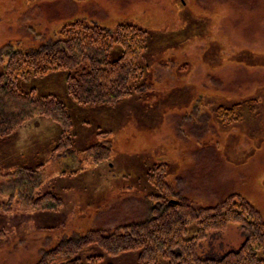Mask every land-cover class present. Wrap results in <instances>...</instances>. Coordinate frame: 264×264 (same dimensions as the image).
<instances>
[{
    "label": "rangeland",
    "instance_id": "rangeland-1",
    "mask_svg": "<svg viewBox=\"0 0 264 264\" xmlns=\"http://www.w3.org/2000/svg\"><path fill=\"white\" fill-rule=\"evenodd\" d=\"M77 21L144 31L141 65L150 89L116 107L86 109L67 95V72L16 82L20 94L52 96L65 106L76 152L109 144L107 160L80 163L53 153L59 127L17 102L0 78L2 111L25 119L0 141V204L7 205L0 264H38L64 241L145 221L158 194L147 178L155 166H164L176 198L195 208L237 195L264 220V0H0V76L2 54L50 47ZM120 56L114 48L109 59ZM234 105L237 120L218 117ZM46 194L58 201L29 203ZM197 229L190 226L186 238ZM244 240L229 225L208 234L197 255L216 260ZM92 256L102 257L97 264H137L139 253L110 257L95 249Z\"/></svg>",
    "mask_w": 264,
    "mask_h": 264
},
{
    "label": "trees",
    "instance_id": "trees-1",
    "mask_svg": "<svg viewBox=\"0 0 264 264\" xmlns=\"http://www.w3.org/2000/svg\"><path fill=\"white\" fill-rule=\"evenodd\" d=\"M114 48L121 50V56L111 61L109 54ZM146 50V33L133 25L122 23L111 31L77 21L65 25L57 35V42L50 47L30 53L10 50L2 54L1 60L5 58L7 63L0 78L6 80V89L17 102L30 105L33 113L59 127L61 132L53 153L78 158L80 163L103 162L110 156L108 143L76 152L70 133L72 123L65 106L52 96L37 97L33 91L20 94L16 82L64 71L67 72V95L78 106L116 107L148 93L150 86L144 81L141 65ZM238 109V105L220 108L217 114L223 120L233 121L238 119ZM9 114L2 111L0 103V141L6 140L25 120ZM147 178L158 194L150 197L154 204L145 221L64 241L44 253L38 264H97L102 257L92 256L95 249L110 257L138 252L137 264H264V220L248 202L233 195L217 207L195 208L191 200L176 198L166 182L164 166L153 167ZM49 200L58 201L56 196L46 194L29 203L40 208ZM6 206L0 204V211H7ZM194 224L197 232L187 239L188 228ZM229 225L241 229L245 237L242 246L216 260L199 258L198 245L208 234L224 231Z\"/></svg>",
    "mask_w": 264,
    "mask_h": 264
},
{
    "label": "crops",
    "instance_id": "crops-1",
    "mask_svg": "<svg viewBox=\"0 0 264 264\" xmlns=\"http://www.w3.org/2000/svg\"><path fill=\"white\" fill-rule=\"evenodd\" d=\"M134 137H135V136H134ZM134 137H133V138H134Z\"/></svg>",
    "mask_w": 264,
    "mask_h": 264
}]
</instances>
